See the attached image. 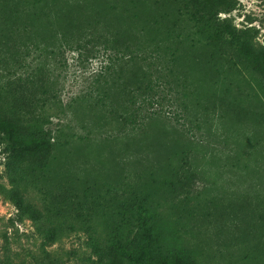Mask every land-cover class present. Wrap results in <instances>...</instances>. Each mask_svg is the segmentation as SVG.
<instances>
[{
    "label": "rangeland",
    "instance_id": "374dc122",
    "mask_svg": "<svg viewBox=\"0 0 264 264\" xmlns=\"http://www.w3.org/2000/svg\"><path fill=\"white\" fill-rule=\"evenodd\" d=\"M166 1L161 5L182 10L181 0ZM204 1L215 2L221 20L246 28L255 49L264 50V0ZM176 23L165 43L182 58L169 62L161 49L159 61L172 90L158 99L171 111L149 113L136 127L124 126L111 110L118 104L113 87L106 100L99 96L105 55L81 59L68 52L64 64L31 55L32 63L29 56L19 65L0 37V117L28 133L47 121L59 124L47 166L29 170L23 195L37 207L62 186L67 196L70 187L81 193L109 185L128 201L147 195L150 229H137L130 249L148 240L164 255L182 253L189 264H264V79L227 44L212 49L189 12ZM7 28L16 30L12 23ZM150 34L166 38L159 28ZM210 49L217 50L218 71L204 75L197 59ZM9 187L0 153V264H100L84 231L50 242L33 222L17 220ZM106 232L99 224L95 235L103 241Z\"/></svg>",
    "mask_w": 264,
    "mask_h": 264
},
{
    "label": "trees",
    "instance_id": "16d2710c",
    "mask_svg": "<svg viewBox=\"0 0 264 264\" xmlns=\"http://www.w3.org/2000/svg\"><path fill=\"white\" fill-rule=\"evenodd\" d=\"M181 1L182 10L167 7L164 2L161 5V0H0V37L5 43L10 42L12 51L6 52L19 65L29 56L31 63L34 56L58 57L59 63L64 64L68 52L81 59L99 53L105 55L106 64L96 77V84L102 88L99 96L106 100L108 90L113 87L118 104L111 105V110L118 112L124 126L136 127L149 113L162 108L171 111L158 99L160 92L172 90L164 72L166 66L159 61L165 50L169 62L175 64L182 58L165 43L178 26L176 19L182 11L189 12L198 22V32L205 34L212 49L227 44L264 79V50L255 49L246 28L221 20L214 1L212 5L204 0ZM193 5V11H189ZM232 9L234 6L230 5L225 11ZM10 23L16 26L13 33L5 29ZM157 28L163 30L166 38L152 37L150 31ZM145 33L148 39L139 40L140 34ZM17 42L21 49H17ZM217 54V50H212L198 57L200 64L205 65L204 75L218 71ZM52 124L47 121L46 126L28 133L17 121L0 117V153L5 157L10 184L6 198L16 210V219L33 222L39 234L50 242L64 232L84 231L100 264H189L182 253L164 255L148 240L129 248L137 229L149 232L151 215L145 207L147 195L128 201L117 197L109 185L105 189L87 186L81 193L70 187L73 191L67 196L69 189L62 186L41 207L26 202L23 195L26 175L36 166H47L55 132L59 130L58 123ZM99 224L107 229L103 241L95 235ZM149 237L147 233L145 238Z\"/></svg>",
    "mask_w": 264,
    "mask_h": 264
}]
</instances>
